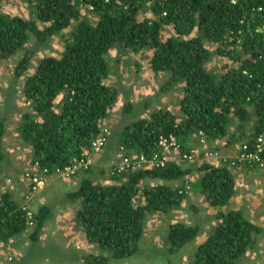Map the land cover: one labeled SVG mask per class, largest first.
<instances>
[{"label": "trees", "instance_id": "16d2710c", "mask_svg": "<svg viewBox=\"0 0 264 264\" xmlns=\"http://www.w3.org/2000/svg\"><path fill=\"white\" fill-rule=\"evenodd\" d=\"M3 1L0 58L10 59L23 51L14 67V79L25 76L38 62L22 87L25 107L17 110L21 113L20 135L33 146L41 170H46L39 173L55 176L58 169L84 159L91 151L124 87L108 82L109 54L114 48L118 60L128 50L152 49V70L165 74L159 92L144 97L141 105L124 104L125 115L139 106L144 112L152 110L149 118L135 117L122 125L126 155L151 158L161 153L160 138L169 135L178 136L186 152L191 142L199 144L200 132L208 141L229 135V144L246 141L254 148L264 131V0H22L30 8V17L6 13ZM83 6L97 19L83 14ZM146 8L151 16L144 18L141 13ZM39 21L45 25L41 27ZM168 26L173 34L163 36ZM70 27L60 57L36 58L54 38L66 36ZM32 36L35 43L30 47ZM206 41L218 44L217 49L210 50ZM216 54L230 62L222 74L208 68ZM179 87L183 97L180 112L174 113L162 104L159 93ZM13 95H4V101L16 102ZM233 117L239 124L231 134ZM254 118L255 127L248 133L247 124ZM5 133L6 125L0 120V167L7 159ZM260 153L264 162V148ZM184 162L188 165L170 160L163 167L136 172L113 170L109 184L96 181L92 167L87 168L78 187L67 189L62 199L68 205H79L74 221L88 243L99 249L98 253L92 249L79 254V264H112L113 259L125 260L136 254L148 219L157 212L182 209L189 198L188 184L214 207L229 204L236 193L230 163L215 166L204 162L197 167L195 161ZM195 172L199 178L186 183ZM176 180L183 182L180 186L169 184ZM147 181L155 184L144 183ZM14 194L5 190L0 196V242L6 243L31 227L30 238L36 244L59 201L53 198L39 205L30 226L23 200ZM190 208L198 218H192L191 223L176 221L169 227L166 248L172 255L209 231L203 223L205 216L199 214L201 209L195 204ZM209 218L216 222L197 247L193 264H241L262 245L264 227L254 222L245 208L218 211Z\"/></svg>", "mask_w": 264, "mask_h": 264}, {"label": "rangeland", "instance_id": "374dc122", "mask_svg": "<svg viewBox=\"0 0 264 264\" xmlns=\"http://www.w3.org/2000/svg\"><path fill=\"white\" fill-rule=\"evenodd\" d=\"M2 9L9 14L13 15H21L24 17H30V8L26 4V2L22 0H4L2 2ZM83 14H87L90 19L96 20L97 17L94 16L92 12H89L85 6L82 7ZM150 9H145L141 13L142 17L146 18L151 16V12H149ZM76 23V22H74ZM38 24L43 27L45 23L38 22ZM72 27L65 30V35L63 36H57L54 38L50 44L49 47L42 48L41 51L37 54V59H41L42 57L46 55H56L58 57L61 56V53L64 51V45H65V39L67 38L68 34L70 33ZM173 34V28L172 26H168L163 31V36H170ZM35 43V38L32 36V39L29 43V46L31 47ZM207 47L215 51L218 47V44L206 41ZM117 49L114 48L112 52L109 54V62L111 65V75L109 77L108 81L112 85H124L125 86H133L134 87H141L140 89H143L144 84L148 86V91L154 90L153 92L157 93L159 92V86L162 81H164L165 74H161V78L156 76H151L152 72L150 71V55H153L152 49H144L139 53H134L130 50L125 52L124 56L117 59ZM21 55H23V51L20 52L18 55L13 56L10 59H1L0 58V120L3 119L7 122L9 121H15L16 117L15 114H21L20 111L17 110V107L20 106L21 108L25 107L24 103V96L22 94V87L24 85L25 79L27 76L32 74L36 68V65L38 62H34L32 64L31 69L25 74V76L14 79V67L16 63L21 58ZM152 58V57H151ZM124 59V73L117 74V70L120 71V67L122 65V60ZM141 61V62H140ZM147 62V65H146ZM229 60L227 57H222L218 54L214 55L213 59L210 61L208 68L210 70L215 71L218 74H222L225 71L226 66L229 64ZM144 65H146L149 68V74L151 77L143 78L146 75V70L143 69ZM126 71V72H125ZM124 74H126L124 76ZM160 74H158L159 76ZM155 77V78H152ZM145 79V80H144ZM157 80V81H156ZM145 81V83H143ZM131 82V83H130ZM11 87V88H10ZM180 88V87H179ZM179 88L172 89L171 91L160 94L159 93V99H169L170 97V106H172L173 110L176 111V108L179 104L178 102V94L180 93ZM7 89L8 91H6ZM146 89V90H147ZM151 89V90H150ZM14 93L13 97L16 99V102H10L7 103L6 100L4 101V95L8 96V94ZM148 94H142L139 93L134 100V102H138V105H141L144 101V96H149V92H146ZM154 93V94H155ZM131 98H135V96H130ZM129 98V97H128ZM130 98V99H131ZM139 99V100H138ZM126 100H122L121 103L125 104ZM129 101V100H128ZM132 101V100H131ZM163 104V103H162ZM136 106V107H137ZM20 108V109H21ZM123 108V107H122ZM124 110L114 112V121H112V125L114 127H118L119 129L123 128V124L127 122L128 120H131L135 117H149L148 111L144 112V109H142V106H139L133 110L131 114L125 115L123 114ZM256 118L252 119L247 124V131L248 133H251L255 127ZM239 124V120L235 117L232 118L231 121V127L230 132L236 131ZM114 129V128H113ZM111 133L107 136L108 139H112V141H108L107 145L104 147V155H101L97 160L96 163H94L90 166L93 169L92 175L94 177H110L111 172L113 171V164L117 160V156L119 153L118 151H122V140H119L118 135H116V138L118 141L116 142L114 137L111 138ZM218 140V139H216ZM212 141V140H211ZM244 142H238V144L245 143ZM192 145V144H191ZM207 146L210 150H220L219 147H215L214 145H210V141L207 142ZM102 153V152H101ZM117 153V154H116ZM98 156V155H97ZM16 161V160H15ZM16 163V162H14ZM184 164L186 162H183ZM23 167V166H22ZM21 165H18V168L22 170ZM18 170V171H20ZM16 170L15 172H7L3 175V179L11 178L13 180L14 184L11 183H5V190L11 191V185L18 186V193L14 194L19 195L18 197L23 198V196L31 189V181L26 182H19L17 180L18 173ZM27 171V169L25 170ZM33 171V170H32ZM35 171V170H34ZM37 171V170H36ZM87 168L78 170L74 177L69 180H75L76 177H83L86 174ZM22 173V172H19ZM42 175V177L45 175L44 173H39ZM55 176H51L48 179L47 186L38 193H35L33 195L32 200L30 201L31 209L36 213V210H38L39 205L47 202L49 199L50 194L52 193L54 189V185H65L60 177L58 175L54 174ZM80 177V178H81ZM62 183H61V182ZM71 183V181H70ZM26 184V185H25ZM78 184V183H77ZM75 185L74 187L70 185L69 191H73L74 188L78 185ZM9 185V187H7ZM76 187V188H77ZM23 190H22V189ZM75 188V189H76ZM68 189V188H67ZM52 190V191H50ZM12 192V191H11ZM50 192V193H49ZM23 193V194H22ZM49 193V194H47ZM58 197H56L57 199ZM63 198L61 196L59 197V202L53 205L54 207V213L55 218L58 217L57 215L60 214L61 208H57L58 204H63ZM58 210V211H57ZM200 216L203 217V215L206 218V222H203L205 226L209 227L208 233L202 234L200 238H198L194 243L187 245L184 247L180 253L177 255H172L167 252V244H168V231L169 227L173 222L179 221V222H185V223H191L192 218H198L199 215L193 214V211L189 212L184 209L176 210L171 213H161V216H155L154 218H151L148 220L146 233L144 236V239L140 242L139 250L136 254L133 256L125 259V260H119V259H113L112 264L121 263L124 264L125 261H127V264H193L192 260L195 258L196 249L198 247L199 241H202L208 234L211 232L213 225L215 221H213L211 218L207 219V216L209 215L206 212V209L203 208L202 212H199ZM210 216V215H209ZM54 219V218H53ZM53 219H50L45 227L43 228L40 241L34 244L30 238L31 233L33 231V228L27 229L22 234L12 238L13 243L10 245L11 249H8L9 245L6 246L5 254H1L0 252V264H79L80 262V255L83 251V247L88 241L84 237V232L80 229L79 226L73 223H70L69 221H66L68 224L67 226L72 227V232L65 235L66 229H62L63 227H59L58 222H56V219L53 221ZM69 219V217L67 218ZM75 219V218H74ZM75 222V221H74ZM255 222V221H254ZM65 224V223H64ZM203 224V225H204ZM61 233H59V231ZM72 233V234H71ZM56 235V236H55ZM69 235V236H68ZM89 244V243H88ZM261 244L259 245V249L256 253L252 252L249 254L247 259H244L241 264H264V236L261 239ZM2 247H0V250Z\"/></svg>", "mask_w": 264, "mask_h": 264}, {"label": "crops", "instance_id": "0c3cea01", "mask_svg": "<svg viewBox=\"0 0 264 264\" xmlns=\"http://www.w3.org/2000/svg\"><path fill=\"white\" fill-rule=\"evenodd\" d=\"M151 57L152 55H150V58L148 61H150V65H151ZM124 59L122 60V65L120 67V71L117 70V74L121 73L123 74L124 73ZM141 62V61H140ZM146 65H147V62H146ZM144 65L143 69L146 70V75L145 77L143 78H147L148 77H151V76H156V77H159L161 78V74L158 76V74H156L153 70H152V67L150 66V71L152 72L150 75H148L150 72H149V68ZM126 72V71H125ZM126 74H124L125 76ZM152 78H155V77H152ZM145 80V79H144ZM108 81H110L108 79ZM157 81V80H156ZM131 83V82H130ZM145 83V81L143 82ZM123 85V84H122ZM117 87H119L118 85H116ZM124 86V85H123ZM132 85L129 87V86H125L122 88V90H120V99L117 103V105L115 106V108L112 110L109 118L105 119L103 124H102V127H105L109 130V133H111V138H116V135H118V138L119 140H121V137H122V131L123 129H119L118 127H114V125H112V121H114V115L115 113L114 112H119L121 111L124 107V104L121 103L122 100H126V102L131 101L132 103H138L137 101L134 102L136 98V96L139 94V93H142V94H148L146 92H149V94L153 95L155 92H153L154 90H151V91H148V86L146 84H144L143 86V89H140L141 87H134V89L132 90ZM147 89V90H146ZM180 90V88H179ZM135 96V98H131L130 96ZM129 97V98H128ZM146 97V95L144 96ZM183 97V92L180 90V93L178 94V106L176 108V111L173 110L172 106H170V97H168L169 99H161V102L166 106L168 107L169 109H171L174 113H179L180 112V100L182 99ZM131 98V99H130ZM61 97L58 98L57 101H60ZM139 100V99H138ZM145 100V99H144ZM143 100V101H144ZM152 110H149L148 111V114L151 112ZM15 117H16V120L15 121H9L7 122L6 120L4 121L5 125H6V133H5V137H4V148L7 152V159L6 161H4L0 167V196L1 194L5 191V183L6 182V179H3V175L9 171H11L12 173L15 172L16 170H20L18 168V165H21L22 167V170L18 171V174L17 175V180L19 181V176L23 173H25L26 169L27 171H29L30 169L34 168L35 170H37L36 167H34L32 165V162H31V159L34 158L33 154H34V148L31 144L25 142L23 139H22V136L20 135V132L18 130L19 128V125L21 123V114H18L16 113L15 114ZM149 118V117H147ZM114 128V129H113ZM235 131L231 132V134H233ZM108 141H112V139H108ZM107 141V143H108ZM116 142L118 141L115 140ZM229 141V135L222 138V139H218V140H212L210 141V145H214L215 144V147H221V152L226 155L227 157H229V160H234L235 158H237L238 154L240 153L239 151V147L240 145L237 143L235 144H229L228 143ZM106 143V145H107ZM191 144H194L193 142H191ZM190 144V145H191ZM105 145V146H106ZM104 150V149H103ZM22 152L24 155H25V159L24 161H19L17 156L18 154ZM118 153H120V151H118ZM117 154V153H116ZM98 155V156H97ZM101 155H104V151H102V153H92L91 154V160L92 162L96 163V160L101 156ZM118 156V155H116ZM16 160V161H15ZM16 162V163H14ZM181 163V162H180ZM216 166H220V165H223V163L221 161H216L214 163H212ZM182 166H186L188 165L187 163H181ZM200 165L197 164V167H199ZM230 169L232 171V173L234 174V177H235V181H236V193L235 195L232 197L231 201L229 202V204H227L226 206H223V207H214L212 206L209 201L206 199V196L201 193V192H198V191H195L192 189V186H191V190L189 192V198L187 200L184 201L183 203V206H182V209L186 210V211H189L191 212L192 209L190 208V205L191 204H195L198 208L201 209V212H202V209L205 208L206 209V212L209 214V215H216L218 213V211H228L230 209H238V208H245L246 209V212L248 214V216L253 220L255 221L257 224L261 225L264 227V167H259V166H252V165H249V164H238V163H235V164H230ZM19 172H22V173H19ZM82 176V175H81ZM76 177L75 180H67V178H64V177H60V179L62 181H64L63 183L65 185H62V186H59V185H54V189L53 191V195L50 194L49 196V200H47V202L49 201H52L53 198H55V200H59V197L61 196V198H63V196L65 195V192L67 191V188L68 189H71L70 188V185H72L73 187L80 182V177ZM51 176L48 177V179L50 178ZM96 179V181H102L103 183H106V184H109L110 183V179L109 177H99V176H96L94 177ZM199 178V172H195L194 174H190L185 180L186 183L188 181H190L191 183L195 182L197 179ZM71 181V183H70ZM20 182V181H19ZM26 182V181H25ZM61 182V181H60ZM182 180H176V181H172V182H169L170 185L172 186H180L182 184ZM62 183V182H61ZM144 183H150V184H155V181H147V182H144ZM14 184V183H13ZM26 185V184H25ZM78 185V184H77ZM7 187H9V185H7ZM77 187V186H76ZM75 187V188H76ZM74 188V190H75ZM22 189V188H21ZM23 190V189H22ZM11 191L13 193H18L19 189H18V186H14V185H11ZM50 193V192H49ZM47 193V194H49ZM23 194V193H22ZM19 195H16V198H18V200L21 202V200H23L24 202V199L21 198V197H18ZM56 197H58L56 199ZM61 208L60 210V214H58L55 218V215L53 216V221L56 219V222H58V226L59 227H63L62 229H66V231L64 232L65 235L72 232V227H68L66 221H69L70 223H73L75 224L74 222V218H75V214L77 212V209L79 208V205L75 204V205H68L67 203H64L63 201V204H58V207L57 208ZM180 210V209H179ZM58 211V210H57ZM178 211V210H177ZM161 212H157V213H154L151 215V217L148 219L150 220L151 218H154L155 216H161L160 215ZM69 217V219H67ZM216 222V220H213ZM65 223V224H64ZM62 230L59 231V233H61ZM72 234V233H71ZM56 236V235H55ZM69 236V235H68ZM144 239V238H143ZM205 238L202 240V241H199L198 243V246L200 244H202L204 242ZM13 243V239H10V241L8 242H4V243H1L0 242V247H2V249L0 250L1 254H3L5 252V249H6V246L9 245L8 249H11L10 245ZM83 251H90L93 249V251L97 252L98 253V247L96 245H92V244H88L86 243L83 247ZM84 251V252H85ZM5 254V253H4Z\"/></svg>", "mask_w": 264, "mask_h": 264}, {"label": "built area", "instance_id": "2783aa9c", "mask_svg": "<svg viewBox=\"0 0 264 264\" xmlns=\"http://www.w3.org/2000/svg\"><path fill=\"white\" fill-rule=\"evenodd\" d=\"M231 2L236 3L237 0H231ZM108 134L109 130L105 127H102L99 134L93 140L91 151L86 154V157L81 160H75L74 164L66 166L63 169H58L55 174L58 175V177L62 176L64 178L71 179L78 170L89 168L93 164L91 160V154L100 153L103 151L107 143ZM198 137L199 144L190 145V150L186 152L182 151V143L178 136L169 135L166 137H161L159 141L161 153L153 155L151 158H148L145 155L128 156L122 148V151L117 156V160L113 164V170H116L119 173L136 172L141 169H149L161 166L163 167L170 160H176L178 162L195 161L199 165L204 162H209L212 164L216 161H221L223 164H235V160H237L252 166L257 165L259 167H264V162L260 157V152L264 148V131L260 133V135L255 140L256 144L254 148H251L247 142L243 143L240 146V153L238 154L237 158L231 161L229 160V157L224 155L220 150H210L208 148L207 142L209 141L207 140L206 135L200 132ZM17 158L19 161L26 160L25 155L22 152L18 154ZM31 162L32 165L37 168V171L34 168L26 171V173H23L19 176V181L25 182L30 180L32 183L31 189L26 193L23 203L24 210L27 211L29 220L28 223L30 226H33L34 222L32 218L34 217L35 212L29 206V201L32 200L35 193H38L40 190L42 191L47 186L48 177L50 174H46L42 177V175L39 174V171H44L46 173V170H41L39 162L34 160V158L31 159ZM6 181L7 183L13 184V180L11 178L6 179ZM186 190H191V185H186Z\"/></svg>", "mask_w": 264, "mask_h": 264}, {"label": "clouds", "instance_id": "9594fccd", "mask_svg": "<svg viewBox=\"0 0 264 264\" xmlns=\"http://www.w3.org/2000/svg\"><path fill=\"white\" fill-rule=\"evenodd\" d=\"M243 144V143H242ZM242 144H240V146L242 145ZM239 149H240V147H239ZM236 161V163H238V164H247V163H243V162H239V161H237V160H235ZM225 164H228L229 165V163H225ZM224 165V164H223ZM221 166V165H220ZM230 166V165H229ZM255 166H257V165H255Z\"/></svg>", "mask_w": 264, "mask_h": 264}]
</instances>
